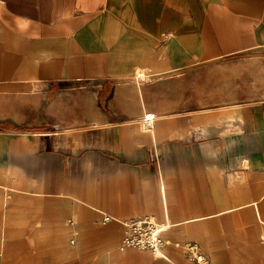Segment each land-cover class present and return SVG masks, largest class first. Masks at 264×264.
I'll return each instance as SVG.
<instances>
[{"label": "crops", "instance_id": "obj_1", "mask_svg": "<svg viewBox=\"0 0 264 264\" xmlns=\"http://www.w3.org/2000/svg\"><path fill=\"white\" fill-rule=\"evenodd\" d=\"M0 264H264V0H0Z\"/></svg>", "mask_w": 264, "mask_h": 264}, {"label": "built area", "instance_id": "obj_2", "mask_svg": "<svg viewBox=\"0 0 264 264\" xmlns=\"http://www.w3.org/2000/svg\"><path fill=\"white\" fill-rule=\"evenodd\" d=\"M144 119L146 122H149L148 120L151 118L147 114L144 116ZM148 125H150V123H148ZM151 224L152 221L149 218H135L131 219L130 221H126L125 226L127 227V231L122 238V248H150L153 252L158 254L157 250L160 249V247L164 244V240L157 234L160 230H162V228L161 225H159L157 228H151ZM187 247L189 248V254L191 258L201 260L200 257H198L193 252V245L189 244Z\"/></svg>", "mask_w": 264, "mask_h": 264}, {"label": "rangeland", "instance_id": "obj_3", "mask_svg": "<svg viewBox=\"0 0 264 264\" xmlns=\"http://www.w3.org/2000/svg\"><path fill=\"white\" fill-rule=\"evenodd\" d=\"M136 218H149L151 221H152V224H151V228H157L160 224H162V223H160L157 219H156V217L154 216V215H151V214H142V215H140L139 217H136ZM101 219V218H100ZM102 219H103V217H102ZM131 219H135V217L134 218H131ZM131 219H123V220H125V221H130ZM109 220H112V221H116V222H120V223H122L121 221H119V220H117V219H113V218H110ZM124 225V224H123ZM125 226V225H124ZM126 227V226H125ZM164 229L165 228H163L162 230H160L157 234H158V236L160 237V238H162L163 240H164V243H166V240L163 238V236L161 235L162 234V232L164 231ZM126 231H127V227H126ZM126 233V232H125ZM125 235V234H124ZM124 235H123V237H124ZM119 248L121 249L122 248V241H121V243H119ZM124 248H126V247H124ZM124 248H122V249H124ZM131 248H135V247H131ZM164 248H165V244H163L161 247H160V249L162 250V252L163 253H165V251H164ZM135 249H138V248H135ZM146 249H149V250H151L150 248H146ZM139 250H145V249H139ZM152 251V250H151ZM153 252V251H152ZM153 253H155V252H153ZM155 254H157V253H155ZM158 255V254H157Z\"/></svg>", "mask_w": 264, "mask_h": 264}]
</instances>
